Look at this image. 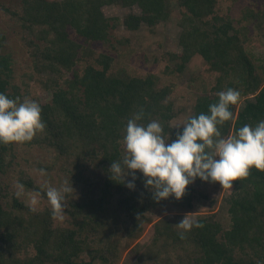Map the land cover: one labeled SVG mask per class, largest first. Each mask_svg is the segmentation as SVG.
I'll return each instance as SVG.
<instances>
[{"label": "trees", "instance_id": "trees-1", "mask_svg": "<svg viewBox=\"0 0 264 264\" xmlns=\"http://www.w3.org/2000/svg\"><path fill=\"white\" fill-rule=\"evenodd\" d=\"M222 1L0 0V92L39 102L46 124L31 141L0 143V264H120L125 251L122 264H264V171L250 169L221 201L199 191L205 181L197 178L182 199L160 202L141 173L134 189L109 173L135 113L143 112L141 124L158 120L168 143L176 139V79L196 56L214 78L197 86L188 118L231 87L240 97L222 136L264 119V56L253 50L262 44L264 7L256 0L234 14ZM111 4L140 12L108 16ZM175 8L181 50L165 51V65L155 56L157 72L120 65L129 39L117 28L154 29ZM65 180L74 189L54 218L46 189ZM187 213L202 227L181 238L175 224Z\"/></svg>", "mask_w": 264, "mask_h": 264}, {"label": "clouds", "instance_id": "clouds-1", "mask_svg": "<svg viewBox=\"0 0 264 264\" xmlns=\"http://www.w3.org/2000/svg\"><path fill=\"white\" fill-rule=\"evenodd\" d=\"M218 97L207 113L189 117L170 143L158 120L141 124L138 121L143 112L135 113L124 130L125 153L120 161H112L110 179H120L134 189L139 172L153 199L160 202L171 197L182 199L197 178L218 182L224 190L233 188V181L246 178L252 168L264 171V119L255 125L244 124L234 135L224 137L219 126L233 118L230 106L238 102L240 92L230 87L220 91ZM45 127L39 102L30 98L12 99L0 92V143L31 141ZM129 176L131 179H127ZM73 189L72 180L71 186L65 180L60 187H47L46 197L54 218L62 216L66 196ZM22 193L23 185H19L16 195ZM36 203L32 199V211L37 210ZM192 214H186L175 224L181 230V238L193 227H202L191 218Z\"/></svg>", "mask_w": 264, "mask_h": 264}, {"label": "rangeland", "instance_id": "rangeland-1", "mask_svg": "<svg viewBox=\"0 0 264 264\" xmlns=\"http://www.w3.org/2000/svg\"><path fill=\"white\" fill-rule=\"evenodd\" d=\"M256 2V0H238L237 3H234L231 0H223L222 4L224 10L231 8L234 14H238L244 4L250 3L253 6ZM257 7H264V0H260V5ZM103 10L108 16L116 15L121 18L130 12H140V8L136 5L127 7L120 4L105 5ZM179 17L180 10L179 8H175L170 19L160 22L154 29H149L146 25H142L138 30L131 31L125 26L120 25L116 30V35L120 38L129 39L128 44L126 42L122 47L121 53L124 54L122 55L120 65L142 74L149 71L157 72L156 65L158 64L154 63L155 56L159 58L161 65H165L164 61L166 59L163 55L165 51L181 50L178 40L180 26L177 21ZM259 37L262 44H256L253 46V50L264 56V36L259 35ZM94 47L99 50L100 44H94ZM213 78L214 74L208 70L206 62L199 56L194 57L186 67V71L176 79L177 86L174 92V105L180 113L173 120V126L182 125L188 116L192 114L193 105L201 89L197 86L204 83L211 85ZM42 95L48 97L47 93H42ZM198 190L213 195L219 201H221L227 192V188L223 190L222 187H216L208 182L199 184ZM201 208L207 210V206ZM125 254L126 251L122 254L120 264H122Z\"/></svg>", "mask_w": 264, "mask_h": 264}]
</instances>
